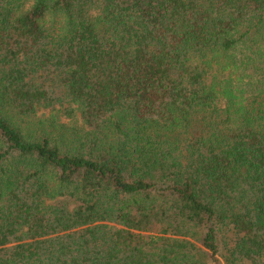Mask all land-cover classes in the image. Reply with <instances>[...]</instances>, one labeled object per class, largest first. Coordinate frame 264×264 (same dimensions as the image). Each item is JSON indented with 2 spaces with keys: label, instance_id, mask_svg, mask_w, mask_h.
Here are the masks:
<instances>
[{
  "label": "trees",
  "instance_id": "16d2710c",
  "mask_svg": "<svg viewBox=\"0 0 264 264\" xmlns=\"http://www.w3.org/2000/svg\"><path fill=\"white\" fill-rule=\"evenodd\" d=\"M0 264H264V0H0Z\"/></svg>",
  "mask_w": 264,
  "mask_h": 264
}]
</instances>
